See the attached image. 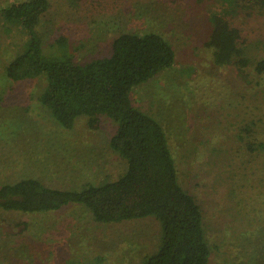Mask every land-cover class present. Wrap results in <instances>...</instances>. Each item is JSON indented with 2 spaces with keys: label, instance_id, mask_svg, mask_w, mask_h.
Instances as JSON below:
<instances>
[{
  "label": "rangeland",
  "instance_id": "rangeland-1",
  "mask_svg": "<svg viewBox=\"0 0 264 264\" xmlns=\"http://www.w3.org/2000/svg\"><path fill=\"white\" fill-rule=\"evenodd\" d=\"M0 0V186L25 177L80 189L128 166L110 141L119 122L101 114L65 127L41 100L47 76L15 81L6 67L29 33L7 22ZM37 25L47 56L86 62L112 53L124 32H158L175 62L135 85L133 103L164 127L179 181L199 202L210 264H264V4L260 0H49ZM258 1V2H257ZM225 16L242 31L247 66L218 64L211 36ZM64 38V46L58 43ZM154 215L98 221L85 205L23 212L0 208V264H142L160 248Z\"/></svg>",
  "mask_w": 264,
  "mask_h": 264
},
{
  "label": "trees",
  "instance_id": "trees-1",
  "mask_svg": "<svg viewBox=\"0 0 264 264\" xmlns=\"http://www.w3.org/2000/svg\"><path fill=\"white\" fill-rule=\"evenodd\" d=\"M49 7V0H19L2 7L7 22L29 33L26 49L7 65V76L19 81L45 74L48 82L41 100L65 127L72 128L82 114L94 127L101 114L114 118L119 128L110 144L128 166L118 179L89 182L80 189L47 185L36 177L4 183L0 208L39 212L78 202L103 222L154 215L162 223V243L142 264H210L202 209L179 181L167 133L131 97L135 85L174 64L172 44L158 32H124L113 40L108 56L86 62L75 61L71 54L47 56L37 25ZM214 21L206 44L213 48L216 62L247 66L241 29L225 14L216 15ZM64 42V38L58 40L61 46ZM256 70L264 72V58Z\"/></svg>",
  "mask_w": 264,
  "mask_h": 264
}]
</instances>
